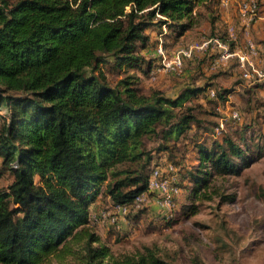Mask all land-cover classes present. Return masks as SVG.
<instances>
[{"label":"trees","instance_id":"obj_1","mask_svg":"<svg viewBox=\"0 0 264 264\" xmlns=\"http://www.w3.org/2000/svg\"><path fill=\"white\" fill-rule=\"evenodd\" d=\"M200 2L0 0V264H66L67 255L74 264H168L152 245L114 254L89 226V207L100 191L131 204L158 165L152 152L171 159L179 141L194 140L199 120L185 101L206 89L207 101H224L229 91L211 83L173 98L144 93L133 74L111 84L101 65L148 74L145 30L164 24L180 37ZM239 138L193 142L189 197L209 199L213 175L238 174L264 154Z\"/></svg>","mask_w":264,"mask_h":264},{"label":"rangeland","instance_id":"obj_2","mask_svg":"<svg viewBox=\"0 0 264 264\" xmlns=\"http://www.w3.org/2000/svg\"><path fill=\"white\" fill-rule=\"evenodd\" d=\"M243 1L207 0L201 11L196 13L199 14L196 25L202 22L205 25L207 22L204 20L207 19L211 24L218 23L221 30L234 32L236 28H241V33L251 32L252 37L255 36L264 45V32L256 33L257 28L254 27L255 22L264 15V0H256L258 16L248 23L239 11ZM194 9L198 10L196 6ZM232 12L237 15L228 21ZM163 25L153 43H147L152 54L145 58H152L153 66L157 61L153 53L155 43L161 41L169 55L174 48L189 45L185 38L179 41V45H174L168 36L165 37L168 29ZM145 32L150 36L157 35L154 27L147 28ZM202 35L200 42L217 37L226 42L229 48L236 40L233 36H216L213 32H202ZM197 61L195 59L191 66L198 64L196 74L184 75V79H181L183 72L158 74L151 78L148 74L141 75L134 68L112 71L101 65L111 84L124 74H133L144 93L159 90L163 95L173 98L187 86H198L206 78L212 79L215 87L229 92L224 101H207L201 94L189 97L185 105L193 106L199 120L192 123L189 129L194 140L179 141L182 143L175 145L171 159L167 154L152 152L154 158L151 165L158 163L162 176L170 180V185L177 187L168 206L161 204L158 195L153 193L148 194L142 203L131 207L126 214L115 216L109 213L112 206L108 201L100 199L99 204L94 205L89 212V226L99 234L103 242L110 245L114 254L132 252L142 245H152L158 248L159 255L168 264H264V154L249 166L241 168L238 174L213 175L211 187L206 191L209 199L196 200L189 197L191 183L184 177L197 164L194 141L209 144L226 134L240 142L239 136L242 134L249 138L252 145L259 143L264 148V79L259 82L249 81L243 77L242 71L233 75L229 69L223 70V73L221 70L206 73L208 71H203ZM231 109L238 111L240 119L228 117ZM221 117L224 118V125L217 133L214 126ZM1 123L0 118V126ZM146 146L153 150L155 143L147 139ZM169 164L175 168L171 169ZM7 181L8 177L4 174L0 178V185H5ZM99 194L102 196V192ZM74 260L67 255L64 262L74 264ZM51 264L59 263L52 260Z\"/></svg>","mask_w":264,"mask_h":264},{"label":"built area","instance_id":"obj_3","mask_svg":"<svg viewBox=\"0 0 264 264\" xmlns=\"http://www.w3.org/2000/svg\"><path fill=\"white\" fill-rule=\"evenodd\" d=\"M239 11L243 16V20L248 23L250 20L256 18L257 14V2L256 0H244L239 5ZM165 26V25H163ZM230 36H233V32L228 30ZM228 35V36H229ZM210 45L219 49V60L227 59L229 56L234 53L230 50L229 45L220 40L217 37H210L195 46H182L172 54H168L166 49L164 48L161 41L157 43L155 52L157 55V61L155 65L150 69L148 75L151 78H154L158 74H177L181 73L184 70V63L187 59H190L193 55L195 49H206ZM255 53V49L252 45L249 46V54ZM239 65L243 69V77L246 79H259L264 75V72L260 71L256 67H254L251 60L248 58L245 53H236ZM209 95L211 97L215 96L214 90L209 91ZM228 117L232 119H240V115L236 109H231ZM224 118H220L218 125L215 127V130L218 132L223 128ZM171 169H173L172 165H169ZM177 192V187L170 185V180L167 177L162 176V171L158 167H153L148 175L147 188L144 192L135 196L133 202L131 204H114L112 205V213L115 216H121L122 214H126L127 211L131 207H135L138 204L142 203L148 194H157L159 197V202L163 205L168 206L171 203V199L174 194ZM113 219L115 216L111 215Z\"/></svg>","mask_w":264,"mask_h":264},{"label":"crops","instance_id":"obj_4","mask_svg":"<svg viewBox=\"0 0 264 264\" xmlns=\"http://www.w3.org/2000/svg\"><path fill=\"white\" fill-rule=\"evenodd\" d=\"M206 2H207V0H201V2L196 5V9L198 8V10L197 11L195 10V12L198 13V11H201V9L203 8L202 5L204 3H206ZM197 15H199V14H197ZM197 15H196V17H197ZM204 15L208 16L209 14L205 13ZM228 15L229 14H227V16ZM236 15H237V13L232 12L228 16L227 20L231 21V19L236 17ZM204 21H205V23L207 22L205 25H204L203 22L199 26H197L195 24L193 27L188 29L183 35H181L178 38H174L172 36H169L168 32L166 34L165 33H163V34H165V37L168 36L167 38L168 39L170 38L174 45L178 44L179 41H181V39L185 38L186 40H188L187 43L189 44V45H186V46H195V45L200 44L201 43L200 40L203 39L202 38V36H203L202 32H204V33L213 32V33H215L216 36H218V35H222V36L226 35V36H228L229 35L228 30L227 29H226V31L225 30H221L220 25L218 23L211 24L210 21L207 20V19H205ZM258 23H260V25H258ZM151 27L152 28L154 27L157 30V35L156 36H150L149 43L152 44L153 43V39L158 37L159 28L156 25H153ZM254 27L257 28V30H256L257 32L256 33H260V31L264 32V15L260 16V18L255 22ZM240 29L241 28H236V31H234L232 33L234 39H236L235 40V44L230 47V50L234 53L233 55L229 56L227 59L219 60V58H218L219 49L214 47V46L213 47L209 46L206 49H195L194 52H193L192 57L190 59H187L185 61V63H184V70H183V73H182L183 78H181V79H184L185 76H192L193 73L196 74V72L198 71V64H196V66L194 65V67H191L192 63H193V61L195 59H198L197 62H199V65L202 67L203 71H205V72L208 71L206 73H211V72L212 73H217L220 70L223 73V70H228V69H229V71H233V75H235V73L240 72V71H242V73H243V69L239 65V60H238V57H237L236 53H238V54L239 53L247 54L248 58L253 63L254 67H256L260 71L264 72V45H262L263 43H259L258 40L255 39V36L252 37V34H250L251 32L250 33H245L244 32L245 33L244 34V33L240 32ZM145 31H147V29ZM198 42H200V43H198ZM187 43H185V44H187ZM195 43H197V44H195ZM250 45H252L254 47L255 53L249 54V46ZM156 46H157V43H155V45H154L153 53H154V56L157 59V55H156V52H155ZM174 50H175V48H174ZM174 50H172L171 52H173ZM143 54H145L144 56L152 54L151 50H150V47H149V44H147L146 47L143 49ZM153 63H154V60H153ZM231 76H232V74H231ZM261 79H264V75L261 78H259V79H253V80L246 79V80L258 81L259 82V81H261ZM201 82H202L201 83L202 85L213 83L212 79L211 80H207V78H206L205 81L202 80ZM201 84H199L198 86H201ZM191 85L195 86L194 84H191ZM208 90L209 89L203 90L199 94H201L202 97L204 98V96H207V91ZM199 94H197V95H199ZM0 116H2V117L6 116L5 111L3 109H1ZM101 192L102 191H100V193ZM100 199H102V200L104 199V200L108 201L109 205L112 206L109 198L107 196H105V194L102 192V196H101V194H99L96 197V199L91 203V205L89 207V212L91 211V209H93L94 205H98L99 204V202H100L99 200ZM112 211L113 210L111 208L109 210V213H112Z\"/></svg>","mask_w":264,"mask_h":264}]
</instances>
